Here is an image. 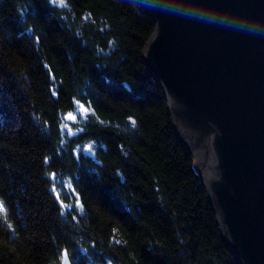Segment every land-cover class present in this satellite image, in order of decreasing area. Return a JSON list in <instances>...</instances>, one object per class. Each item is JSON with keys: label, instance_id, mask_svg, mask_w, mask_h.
I'll return each instance as SVG.
<instances>
[{"label": "trees", "instance_id": "16d2710c", "mask_svg": "<svg viewBox=\"0 0 264 264\" xmlns=\"http://www.w3.org/2000/svg\"><path fill=\"white\" fill-rule=\"evenodd\" d=\"M155 28L140 0H0V264H242L144 61Z\"/></svg>", "mask_w": 264, "mask_h": 264}, {"label": "water", "instance_id": "95a60500", "mask_svg": "<svg viewBox=\"0 0 264 264\" xmlns=\"http://www.w3.org/2000/svg\"><path fill=\"white\" fill-rule=\"evenodd\" d=\"M140 1L156 21L144 61L224 241L242 264H264V0Z\"/></svg>", "mask_w": 264, "mask_h": 264}, {"label": "snow or ice", "instance_id": "6c2138e0", "mask_svg": "<svg viewBox=\"0 0 264 264\" xmlns=\"http://www.w3.org/2000/svg\"><path fill=\"white\" fill-rule=\"evenodd\" d=\"M53 2H55V0H53ZM59 3L61 4V5H63L64 4V0H59ZM81 107L83 108V105H81ZM85 111L87 110V109H84ZM69 118L70 119H75V117L74 116H69ZM134 123V122H133ZM2 207H3V205L2 204H0V209H2Z\"/></svg>", "mask_w": 264, "mask_h": 264}, {"label": "rangeland", "instance_id": "374dc122", "mask_svg": "<svg viewBox=\"0 0 264 264\" xmlns=\"http://www.w3.org/2000/svg\"><path fill=\"white\" fill-rule=\"evenodd\" d=\"M71 116H74V115H71ZM192 152H193V150H192ZM194 153V152H193Z\"/></svg>", "mask_w": 264, "mask_h": 264}]
</instances>
